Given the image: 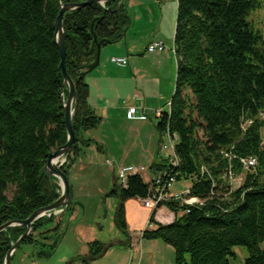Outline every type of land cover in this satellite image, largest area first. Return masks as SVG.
Listing matches in <instances>:
<instances>
[{
  "label": "trees",
  "instance_id": "trees-1",
  "mask_svg": "<svg viewBox=\"0 0 264 264\" xmlns=\"http://www.w3.org/2000/svg\"><path fill=\"white\" fill-rule=\"evenodd\" d=\"M81 1L0 0V225L23 220L60 195L58 181L44 170L48 155L67 140L63 99L68 87L62 94L55 18L61 4ZM118 1L91 3L63 16L66 69L77 95L75 142L61 166L66 176L83 145L100 149L83 138L101 123L88 104L84 68L94 62L97 42L105 46L124 37L131 19L124 3L116 9ZM258 6V0H177L176 84L169 114L165 111L156 129L178 135L173 174L177 180L194 179L190 196L200 203L159 205L175 214L174 221L156 222L154 209L153 227L142 232L145 239L172 246L175 264H231L236 246L246 249L244 264H264V38L247 21ZM247 157L257 160L250 169L241 163ZM231 176L241 179L239 186ZM150 192L151 183L133 176L108 193L118 198L115 224L123 233L125 201ZM73 208L37 219L21 245H34V258L50 257ZM24 231L9 227L0 233V264ZM88 249L83 264L105 251L99 241Z\"/></svg>",
  "mask_w": 264,
  "mask_h": 264
},
{
  "label": "crops",
  "instance_id": "crops-1",
  "mask_svg": "<svg viewBox=\"0 0 264 264\" xmlns=\"http://www.w3.org/2000/svg\"><path fill=\"white\" fill-rule=\"evenodd\" d=\"M123 3L131 19L124 37L112 43L116 44L114 47L107 49L104 48L106 45L102 46L99 66L84 77L88 86V104L101 117V123L97 128L85 132L83 138L95 141L100 149L92 143L83 145L79 156L68 169L67 177L74 208L67 217L71 222L62 241L68 233H72L74 241L81 244L82 248L85 247L86 251L89 250V243H102L105 252L88 264H108L107 258L113 254H118V260L123 261V264L128 260L131 264H174L172 246L158 239L142 237L145 229L153 227L149 226L153 209L144 207L140 198H131L124 203L126 233L118 228L122 235L114 234L106 240L100 238L92 224L88 227L85 225V230L84 224L77 221L76 208L80 214L83 199L106 200L108 197H115L117 204L112 216L115 222L118 198L108 193L119 184L118 167L143 165L147 171L142 178L149 176L148 183H151L153 173L162 169V164H166L162 156L165 153L160 148L163 138L156 129V123L160 119L157 118L153 127L147 120L149 116L156 117V111L169 109L175 90L177 68L172 48L177 0H124ZM155 40L165 43L164 50L148 53V45ZM112 57L126 58L127 63H114L111 61ZM131 107L136 109L134 114L129 113ZM99 129L100 133H92ZM185 190L188 189L173 192ZM154 219L161 224H170L174 221L175 214L161 206L156 208ZM85 253H70L63 262L83 264ZM102 257L101 261H95ZM21 261L18 260L19 263Z\"/></svg>",
  "mask_w": 264,
  "mask_h": 264
},
{
  "label": "water",
  "instance_id": "water-1",
  "mask_svg": "<svg viewBox=\"0 0 264 264\" xmlns=\"http://www.w3.org/2000/svg\"><path fill=\"white\" fill-rule=\"evenodd\" d=\"M112 0H83L81 2H70L63 3L60 5L59 12L55 18V38L54 42L59 50L60 54V63L59 70L63 77L62 84V94L65 87H68V96L64 101V113H65V128L67 134L66 142L57 147L54 151H52L47 158V161L44 165V170L46 174L50 177H53L58 180L59 186L61 188V192L59 197L52 202L51 204L38 208L34 210L27 218L23 220H11L0 225V233L6 230L9 227H22L25 228V231L17 238V240L12 243L11 247L5 254L4 264H11V257L13 253L20 247L22 241L32 232V224L39 218L45 216L49 219H53V217H57L65 213L70 206L74 205L72 200V196L70 193V184L68 177L62 171L61 166L67 161V158L72 150V146L75 142V133L72 127V117L75 110L76 104V91L73 80L66 69V47L64 42V33L65 29L63 27V16L65 13L70 12L72 10L80 9L86 5L91 3H99L104 5L105 2ZM124 0H119L116 9L120 8L123 4ZM94 43L96 42V37H94ZM114 43L113 41H107L106 45ZM101 43L97 42L96 44V54L93 63L86 65L84 68V73L87 74L94 70L100 63V53H101ZM63 162L62 164H60ZM69 220L67 219L66 226L68 227ZM67 229V228H66ZM64 234V232H63ZM105 252V251H104ZM102 255V254H101ZM101 255L97 256L100 257ZM95 257V258H97ZM93 258V259H95ZM92 259V260H93Z\"/></svg>",
  "mask_w": 264,
  "mask_h": 264
},
{
  "label": "rangeland",
  "instance_id": "rangeland-1",
  "mask_svg": "<svg viewBox=\"0 0 264 264\" xmlns=\"http://www.w3.org/2000/svg\"><path fill=\"white\" fill-rule=\"evenodd\" d=\"M258 1H259L258 8L249 14V16L247 17V21L249 22L253 32L255 34H260L264 38V0H258ZM113 45H116V44L106 45V47L104 48L109 49L110 47H114ZM157 120L158 119L156 117L149 116L147 123L151 127H153V123L157 122ZM100 131H101L100 129L94 130L92 133L98 134L100 133ZM261 137H262V142H263V147H264V128L261 129ZM143 179L145 182L147 183L149 182V176H144ZM193 180L194 179L192 178H188V179L182 178L181 180H178L177 182L174 183L172 187V191L191 188L193 184ZM236 180H237L236 186H239L241 183V179L236 178ZM60 192H61V189H60ZM81 202H82L83 209L80 210V214H78L77 208H76V213L78 216L77 221L84 224L83 228L85 230H87L85 225H87L88 227L92 224L95 231H97V233L99 234L100 238H106V240L107 238H110V236L114 234L122 235L119 229L116 227L115 222L113 221V218H112L115 206L117 204V199L115 197H108L106 200L103 198L97 199V200L83 199ZM70 222L71 221H69V224ZM69 224H68V227H69ZM65 231L61 237L59 244L57 245L53 254H51L50 257L46 259H35L33 256V253L36 251L35 249L36 247L34 245L24 244V245H21L19 249H17L14 258L11 261V264H65L63 260L70 253H72L73 255L77 253L83 254L86 252L85 254L88 255L89 250L86 251L85 247L82 248L81 244L76 243L74 241V235L72 233H68L65 240L62 241V239L65 237V234H66ZM159 243H161V245H164L162 242H159ZM233 250L236 254V257L231 259V264H244V260L247 256L245 247L236 246L234 247ZM137 252H140L139 249H137ZM156 252L158 254V251ZM162 252L165 253L164 251ZM129 258H130V254H129ZM19 259L22 260L21 261L22 263L18 262ZM101 259H103V257L98 258L95 261H101ZM107 259H109V261L108 260H105V261L106 262L108 261V264H123V261L118 260L120 259L118 254H113L110 258H107ZM173 259H174L173 261L175 264V256H173ZM189 260L190 258L189 256H187V261ZM125 264H131V263L128 260Z\"/></svg>",
  "mask_w": 264,
  "mask_h": 264
},
{
  "label": "built area",
  "instance_id": "built-area-1",
  "mask_svg": "<svg viewBox=\"0 0 264 264\" xmlns=\"http://www.w3.org/2000/svg\"><path fill=\"white\" fill-rule=\"evenodd\" d=\"M161 2L168 0H159ZM165 45L162 40H155L150 43L147 47L148 53H154L156 51L164 50ZM174 53V46L172 48ZM111 61L118 64H126V58L122 57H112ZM136 109L134 107L129 108V113L134 114ZM167 114H169V109L166 110ZM156 118L162 119L165 115V111L158 110L155 113ZM264 117V114L262 113ZM251 123V121L244 124L243 129ZM163 141L161 142V152L165 153L162 156L166 160V166L162 170L156 171L153 173L151 179V192L150 194L141 199V204L150 209H156L159 205H164L168 202L176 201L181 205H186L187 207L192 206L194 204L200 203V200L197 197L190 196V191H179L173 192L171 190L173 184L177 181L176 174H173L174 168L178 166V158L175 155V146L178 142V135L176 133H171L168 130L164 131L161 134ZM225 156L229 157V153L225 152ZM108 162V161H107ZM255 157H247L241 159V163L243 164L245 169H250L256 165ZM61 162L60 164H62ZM147 171L146 167L143 165H124L120 166L117 169V179L119 184L123 186L126 185L129 177L133 176H142L143 173ZM232 184L236 186L237 180L236 178L230 177ZM189 209L186 208L185 212H188Z\"/></svg>",
  "mask_w": 264,
  "mask_h": 264
},
{
  "label": "bare ground",
  "instance_id": "bare-ground-1",
  "mask_svg": "<svg viewBox=\"0 0 264 264\" xmlns=\"http://www.w3.org/2000/svg\"><path fill=\"white\" fill-rule=\"evenodd\" d=\"M246 123H247V122H243V123H242V125H241V127H243V126H244V124H246ZM228 176H229V175H228ZM165 204H166V203H165Z\"/></svg>",
  "mask_w": 264,
  "mask_h": 264
}]
</instances>
